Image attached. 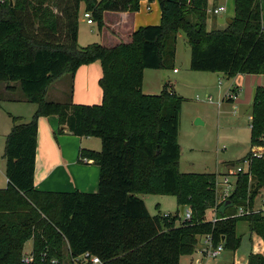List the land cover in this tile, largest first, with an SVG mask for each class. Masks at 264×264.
Segmentation results:
<instances>
[{"label":"trees","instance_id":"16d2710c","mask_svg":"<svg viewBox=\"0 0 264 264\" xmlns=\"http://www.w3.org/2000/svg\"><path fill=\"white\" fill-rule=\"evenodd\" d=\"M81 3L100 27L106 11L140 8V0H0V82L8 90L18 82L26 100L38 105L30 121L12 116L7 135L0 264H28L23 256L29 240L34 255L29 264H55L54 259L63 264L65 253L72 260L84 252L99 256L102 264H181V256L194 252L207 234L215 245L237 250L241 220L264 240L262 213L237 215L240 206H258L264 152L247 154L248 170L235 173V189L219 202L216 173L178 169L182 97L168 83L159 93L143 90L145 69L174 68L180 32L190 45L192 70L264 74L262 0H235L233 22L213 30L207 28L208 0H159L160 24L141 26L129 41L112 46L79 44ZM95 61L103 69L100 103H75L73 86L64 101L47 98L54 82L66 74L73 81L81 65ZM49 115H57L74 135L101 139V150L82 153L100 165L97 192L36 188L38 120ZM251 119V148L264 147V86L257 87ZM154 193L175 196L179 208H191L192 219L176 225L181 211L152 215L141 194ZM248 264H264V255L251 252Z\"/></svg>","mask_w":264,"mask_h":264},{"label":"rangeland","instance_id":"374dc122","mask_svg":"<svg viewBox=\"0 0 264 264\" xmlns=\"http://www.w3.org/2000/svg\"><path fill=\"white\" fill-rule=\"evenodd\" d=\"M222 1L226 4V11L218 15L212 12L215 7L213 5L214 1L212 0V4L208 2V30L223 29L228 25L227 22L222 24L219 22L220 16L223 18H233L235 16V0H232L231 3L226 0ZM54 10H57L56 7ZM84 12L82 10L80 17H84ZM79 24L82 25V28L86 26L90 28V34L97 27V23L88 25L81 21ZM190 59V45L186 34L180 32L177 39L174 62V68H177L179 72H173V68H161L158 74H151L153 72L150 71H154V69H148L143 85L144 92L154 90L159 93L164 85L168 83L169 87L171 88V85H173L174 89H171L182 97L179 128V171L185 173H216L219 182L225 176H228L230 180L229 190L233 191L235 189L237 166L240 165L244 157H247L248 153L253 152L251 148L252 99L251 96L249 98V90L242 89L238 94V98L236 97L234 101L229 100L230 79L225 78L223 73L220 72L212 73L192 70L190 68ZM66 75L68 79L70 74ZM16 84L22 92L19 83L16 82ZM2 85L0 84V87H3ZM69 86L65 87V92L68 96L70 93ZM55 97L50 91L48 92V99H54ZM210 97L212 99H209ZM9 108L8 101H0V188L6 187L8 184L5 148L7 135L10 132L8 131L9 133H7L5 124H9L11 121L12 115ZM97 141L102 143L100 138ZM254 147L257 150L260 149L259 145ZM233 162L235 165L229 164ZM219 187L226 188L225 185H220ZM141 195L145 196L152 215L168 213L176 216L180 211L177 198L173 195L155 193ZM260 195L261 198L264 197V189ZM217 196L219 201L220 195L218 192ZM211 216L209 211L208 217L211 218ZM182 220L183 215L180 213L178 219H176V225L180 224ZM237 232L242 236L240 247L237 250L234 251L224 247L222 253L213 258L203 255L197 249L199 247L197 243L194 252L181 256L182 264H248V257L251 253V237L253 241L252 248L254 251L257 250L255 253L264 251V240L257 233L252 232L250 234L248 222L245 220L238 222ZM249 234L250 237H248ZM32 248L33 241L29 240L25 244V253H31ZM62 260L63 264H73L67 253H65Z\"/></svg>","mask_w":264,"mask_h":264},{"label":"crops","instance_id":"0c3cea01","mask_svg":"<svg viewBox=\"0 0 264 264\" xmlns=\"http://www.w3.org/2000/svg\"><path fill=\"white\" fill-rule=\"evenodd\" d=\"M213 1L214 6H226L222 0ZM226 1L231 3L232 0ZM208 2L209 4H212V0H208ZM261 7L262 22L264 24V0H262ZM82 10L86 11L85 3H81L80 6L79 22L82 21L88 25L97 23L95 20L91 24L87 23L85 17H80ZM221 19H223L222 16L219 18V22L222 24ZM161 20L162 10L159 0H140V8L138 11H106L104 13L103 26L100 27L97 24L96 29L92 30L91 34L90 28L86 25V27L82 28V25L79 24L78 42L81 46H86L94 42H99L106 46H112L119 41H129L130 35L141 26L160 24ZM148 69L149 68L144 70V80ZM160 69L161 68L154 69V71L150 72H153L151 74H158ZM173 72L177 73L179 71L177 68H173ZM220 73H223L225 78L230 79V93L235 90L234 92L237 94L236 97L238 98V94L242 89H248L249 98L251 96L252 103L257 87L264 86V74L239 73L234 77H229L224 72ZM102 74L103 69L100 61L83 64L77 69L73 81L71 76L67 79V75H64L50 87V93L53 96H56L54 99H51L57 101L66 100L68 95L65 92V87L70 84V89L71 86H73L71 99L75 103H100L103 98V90L99 84ZM70 80L72 81L71 83ZM0 84H3V87H0V101L9 102L10 114L12 116L20 117L21 121H30L37 110L38 105L27 101L23 91L21 92L19 90L17 84L14 83L16 85L15 90H8L7 83L5 82ZM146 92L156 93L154 90ZM234 100L235 99L232 101ZM12 116L10 123L5 124L7 133H9L13 127ZM98 138L99 137L77 136L70 133L67 130V127L60 123L57 115L41 116L38 120L36 167L34 177L36 188L48 191L79 190L81 192H97L99 189L100 165L93 158L84 156L82 153L84 150H101L102 143L97 141ZM229 164L235 165L234 162ZM141 197L146 203L145 196L141 195ZM263 198H261L260 195L258 206L264 204ZM146 206L149 210L147 203ZM210 212L212 215L211 218H214L215 215L213 214H215V212L213 213L212 210H210ZM251 233L252 232H250V234ZM250 234L248 237H250ZM203 241L204 238L201 236L198 243L199 247L197 248L200 252L203 246ZM250 246V252L257 251H254L252 248V237L250 239ZM261 253L264 255V251Z\"/></svg>","mask_w":264,"mask_h":264},{"label":"built area","instance_id":"2783aa9c","mask_svg":"<svg viewBox=\"0 0 264 264\" xmlns=\"http://www.w3.org/2000/svg\"><path fill=\"white\" fill-rule=\"evenodd\" d=\"M226 11V7L224 5H220V6H215L212 9L213 14H220L221 12ZM84 17L86 18L87 23H93V17L90 11H85L84 12ZM237 96V94L232 91L231 93L228 94V97L235 99ZM209 99H212V97H210ZM252 156H256V157H260L262 155V153L264 152V147L260 146V149L257 150L255 147H252ZM250 158L249 157H244L243 160L241 161L240 165L237 166V171L238 172H242V171H247L248 167L250 165ZM220 185H225L226 188H220ZM230 187V180L228 176H225L224 179L222 181H218L217 182V192L220 195V200L219 202L225 201L230 194L233 192L231 190H229ZM250 212H259L262 213L264 215V204L263 205H259L256 208H254L253 210H247L245 209L244 206H240L238 211H237V215L242 216V215H246ZM165 216H168V213L164 214ZM183 215V220L184 221H189L192 219V210L190 207H185L184 212L182 213ZM182 220V221H183ZM204 241H203V246L201 248V253L205 256L208 257H217L218 255H220L222 253V251L224 250V244L223 242L218 243L217 245H215L213 243V239L212 236L210 234L204 235L203 236ZM34 260V255L33 252L31 251V253H25L24 251V256H23V261L25 263H31ZM73 264H102V261L100 259L99 256L94 255L90 252H84L76 257L72 258ZM53 263L57 264L59 263L58 259H54L52 260Z\"/></svg>","mask_w":264,"mask_h":264},{"label":"water","instance_id":"95a60500","mask_svg":"<svg viewBox=\"0 0 264 264\" xmlns=\"http://www.w3.org/2000/svg\"><path fill=\"white\" fill-rule=\"evenodd\" d=\"M221 22L223 23V22H227L228 24H231L232 22H233V19L232 18H223V19H221ZM255 96H256V91H255V93H254V98H255ZM259 190V188L257 189V191ZM184 209H185V207L184 206H181L180 207V211H181V213H183L184 212Z\"/></svg>","mask_w":264,"mask_h":264}]
</instances>
